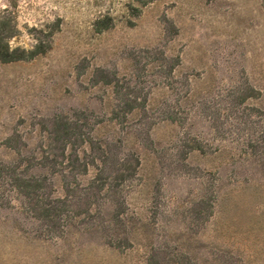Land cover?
I'll return each mask as SVG.
<instances>
[{"label": "rangeland", "instance_id": "374dc122", "mask_svg": "<svg viewBox=\"0 0 264 264\" xmlns=\"http://www.w3.org/2000/svg\"><path fill=\"white\" fill-rule=\"evenodd\" d=\"M0 5V264H264V0Z\"/></svg>", "mask_w": 264, "mask_h": 264}, {"label": "trees", "instance_id": "16d2710c", "mask_svg": "<svg viewBox=\"0 0 264 264\" xmlns=\"http://www.w3.org/2000/svg\"><path fill=\"white\" fill-rule=\"evenodd\" d=\"M0 58L2 61H9L11 58H8L7 54H0Z\"/></svg>", "mask_w": 264, "mask_h": 264}, {"label": "clouds", "instance_id": "9594fccd", "mask_svg": "<svg viewBox=\"0 0 264 264\" xmlns=\"http://www.w3.org/2000/svg\"><path fill=\"white\" fill-rule=\"evenodd\" d=\"M0 6H2V5H0Z\"/></svg>", "mask_w": 264, "mask_h": 264}]
</instances>
